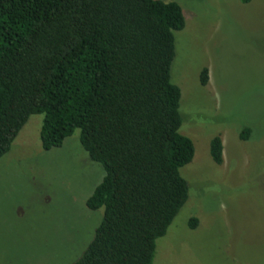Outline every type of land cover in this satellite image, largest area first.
Returning <instances> with one entry per match:
<instances>
[{"label": "trees", "instance_id": "obj_1", "mask_svg": "<svg viewBox=\"0 0 264 264\" xmlns=\"http://www.w3.org/2000/svg\"><path fill=\"white\" fill-rule=\"evenodd\" d=\"M185 28L177 2L0 0V162L30 118L44 115L45 151L80 130L105 171L86 202L104 209L103 220L73 264H153L189 200L181 169L196 148L181 133L182 89L172 76ZM201 81H209L206 68ZM210 152L224 162L221 136Z\"/></svg>", "mask_w": 264, "mask_h": 264}, {"label": "rangeland", "instance_id": "obj_2", "mask_svg": "<svg viewBox=\"0 0 264 264\" xmlns=\"http://www.w3.org/2000/svg\"><path fill=\"white\" fill-rule=\"evenodd\" d=\"M162 1L180 4L186 18L172 76L182 89L181 133L196 153L181 169L189 200L153 264H264V0ZM43 121L33 115L0 162V264H73L103 220V208L86 205L103 166L83 149L80 130L45 151ZM217 136L221 165L210 152Z\"/></svg>", "mask_w": 264, "mask_h": 264}]
</instances>
